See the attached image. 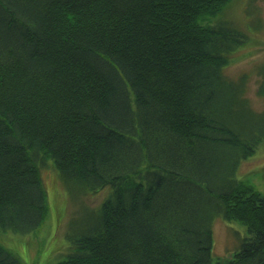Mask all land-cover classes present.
Returning <instances> with one entry per match:
<instances>
[{
    "label": "trees",
    "instance_id": "16d2710c",
    "mask_svg": "<svg viewBox=\"0 0 264 264\" xmlns=\"http://www.w3.org/2000/svg\"><path fill=\"white\" fill-rule=\"evenodd\" d=\"M228 1L0 0V230L41 228L51 160L73 196L111 189L56 264H264V195L236 177L264 108L224 73L248 36L201 22ZM218 217L249 236L214 262Z\"/></svg>",
    "mask_w": 264,
    "mask_h": 264
},
{
    "label": "rangeland",
    "instance_id": "374dc122",
    "mask_svg": "<svg viewBox=\"0 0 264 264\" xmlns=\"http://www.w3.org/2000/svg\"><path fill=\"white\" fill-rule=\"evenodd\" d=\"M228 21L248 37L235 51L224 67V73L233 80L247 79V94L253 107L264 108V99L257 93L259 68L264 64V0H229L214 17L205 16L203 24ZM47 192V216L41 228L22 234L0 230V245L17 256L22 264H56L70 252L68 239L72 219L84 215L87 207L97 208L108 196L109 189L73 196L64 185L51 160L40 167ZM236 177L264 195V142L254 155L243 160ZM249 236V228L240 221L218 217L213 224L214 262L233 258L242 242Z\"/></svg>",
    "mask_w": 264,
    "mask_h": 264
}]
</instances>
